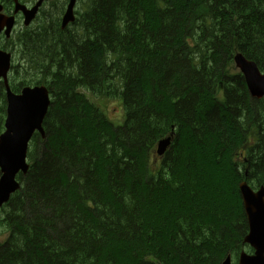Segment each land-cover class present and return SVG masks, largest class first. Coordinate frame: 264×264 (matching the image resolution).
Here are the masks:
<instances>
[{"label":"trees","instance_id":"obj_1","mask_svg":"<svg viewBox=\"0 0 264 264\" xmlns=\"http://www.w3.org/2000/svg\"><path fill=\"white\" fill-rule=\"evenodd\" d=\"M52 4L9 41L12 92L46 86L52 103L21 189L0 210V264H238L252 254L240 184L264 187V99L251 98L234 58L264 72V0H79L66 29V0ZM102 100L121 104L122 125ZM6 115L0 83V135Z\"/></svg>","mask_w":264,"mask_h":264},{"label":"water","instance_id":"obj_2","mask_svg":"<svg viewBox=\"0 0 264 264\" xmlns=\"http://www.w3.org/2000/svg\"><path fill=\"white\" fill-rule=\"evenodd\" d=\"M16 3V11L24 12L29 25L36 17L39 8L46 1L40 0L32 10ZM77 0H70L62 21L65 28L75 22L74 9ZM0 3V36L6 30L10 36L15 24V17H8L1 12ZM236 67L243 75L249 95L252 99H264V72L256 63L249 61L242 54L234 58ZM11 66V54L0 50V82L6 87L7 115L5 131L0 135V210L7 205L12 196L21 189L20 175L26 176L30 170L28 153L32 139L36 133L45 135L43 124L51 107V93L46 86L25 87L20 94H14L9 86L8 72ZM21 102H25L23 105ZM173 141V135L162 139L157 146V153L164 156ZM243 207L247 216L249 233L244 243L254 251L248 254L242 251L238 264H264V187L254 190L247 182L240 184ZM222 264H232V257L228 255Z\"/></svg>","mask_w":264,"mask_h":264},{"label":"rangeland","instance_id":"obj_3","mask_svg":"<svg viewBox=\"0 0 264 264\" xmlns=\"http://www.w3.org/2000/svg\"><path fill=\"white\" fill-rule=\"evenodd\" d=\"M9 3H10L9 4V10L10 11H13L16 8V3L13 0H11ZM68 4H69V0H66V4H65L66 7L64 9V14H61V16H60V20H62V21H63V18L65 16V13H66ZM76 5H77V7H76V10H75V18H76L77 8L79 7L78 6V2L76 3ZM35 6L36 5H33L32 7H35ZM30 10H32V8H30ZM21 23H23V21H21ZM34 27H36V26H34ZM17 65H18V63H17ZM237 71H239L238 68H237ZM36 79H37V75L35 76V73H33L32 71H30L29 74H28V76H27V80L25 81V83H28L29 84L32 81L36 80ZM12 82H13V80L9 82V86H10V84H12ZM21 82H23V81H21V76L14 74V83H19L20 84ZM0 83L1 84L2 83L4 84L3 81H1ZM4 86H5V84H4ZM88 96L89 97H92L91 94H88ZM99 106L101 107V109L104 112H106V114L108 115V117L111 119L112 123L115 126H120V125L123 124L124 119H125V113H124V110H123V108H122V106H121V104L119 102L112 101V100H102V101H100ZM122 118H123V120H122ZM120 120H122V121L121 122H118ZM158 161L159 160H156V162H158ZM245 175L247 176V174H245ZM244 251L249 254L248 251H246V250H244Z\"/></svg>","mask_w":264,"mask_h":264},{"label":"flooded vegetation","instance_id":"obj_4","mask_svg":"<svg viewBox=\"0 0 264 264\" xmlns=\"http://www.w3.org/2000/svg\"><path fill=\"white\" fill-rule=\"evenodd\" d=\"M56 1V0H55ZM36 2V0H34V2L33 3H27L28 5V7H32L33 5H34V3ZM52 2H54V1H51V2H47V3H45L42 7H41V9H40V11H39V13H38V15L36 16V18L32 21V23L29 25V26H26L25 25V23H24V21H25V19H23V17H22V15L21 14H19L18 16H16V19H17V26H16V29H14L13 31V34L15 33V31H17V30H20V31H24V30H26V29H28V30H34L36 27H34V26H37V24H38V22H41V18H42V10L44 9V7H46V6H48V5H53L52 4ZM23 4V3H22ZM8 5H9V3H8ZM24 5H26V4H24ZM4 13H6V14H8V15H13V11H6L5 10V12ZM64 14V13H63ZM21 21H23V23H21ZM61 22H62V20H61ZM62 25V24H61ZM70 25V24H69ZM68 25V26H69ZM68 26H66L65 28H63L62 27V29H66ZM11 38H12V36L11 37H6L5 36V33H3L2 35H1V37H0V48L2 49V50H4V51H6V52H9V53H11V55L13 56V68L12 69H14L15 68V54H16V51H11L9 48V41L11 40ZM7 45V46H6Z\"/></svg>","mask_w":264,"mask_h":264},{"label":"snow or ice","instance_id":"obj_5","mask_svg":"<svg viewBox=\"0 0 264 264\" xmlns=\"http://www.w3.org/2000/svg\"><path fill=\"white\" fill-rule=\"evenodd\" d=\"M25 102H21V104L23 105Z\"/></svg>","mask_w":264,"mask_h":264},{"label":"bare ground","instance_id":"obj_6","mask_svg":"<svg viewBox=\"0 0 264 264\" xmlns=\"http://www.w3.org/2000/svg\"><path fill=\"white\" fill-rule=\"evenodd\" d=\"M15 62V61H14ZM17 63V62H16ZM11 88V87H10ZM233 263V262H232Z\"/></svg>","mask_w":264,"mask_h":264}]
</instances>
